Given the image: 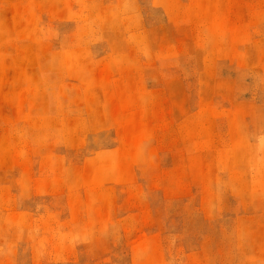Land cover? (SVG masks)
Returning a JSON list of instances; mask_svg holds the SVG:
<instances>
[{
	"label": "rangeland",
	"instance_id": "obj_1",
	"mask_svg": "<svg viewBox=\"0 0 264 264\" xmlns=\"http://www.w3.org/2000/svg\"><path fill=\"white\" fill-rule=\"evenodd\" d=\"M0 264H264V0H0Z\"/></svg>",
	"mask_w": 264,
	"mask_h": 264
}]
</instances>
